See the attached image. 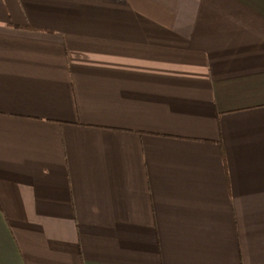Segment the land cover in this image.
<instances>
[{"label": "crops", "instance_id": "1", "mask_svg": "<svg viewBox=\"0 0 264 264\" xmlns=\"http://www.w3.org/2000/svg\"><path fill=\"white\" fill-rule=\"evenodd\" d=\"M0 264H264V0H0Z\"/></svg>", "mask_w": 264, "mask_h": 264}]
</instances>
